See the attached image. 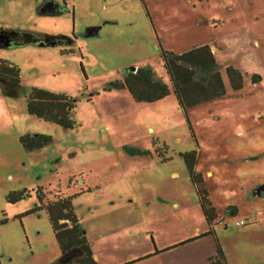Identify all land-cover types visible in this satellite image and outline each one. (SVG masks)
<instances>
[{"label":"rangeland","instance_id":"374dc122","mask_svg":"<svg viewBox=\"0 0 264 264\" xmlns=\"http://www.w3.org/2000/svg\"><path fill=\"white\" fill-rule=\"evenodd\" d=\"M0 27L75 37L0 46L19 76L12 93L0 84V264H60L44 206L24 214L37 187L42 201L72 194L96 264H264V0H0ZM201 43L225 92L182 107L160 54ZM131 67L169 93L134 101L111 87ZM30 87L68 96L72 127L28 113ZM25 133L50 140L25 149ZM191 150L190 176L181 154ZM195 229L207 233L178 243Z\"/></svg>","mask_w":264,"mask_h":264},{"label":"trees","instance_id":"16d2710c","mask_svg":"<svg viewBox=\"0 0 264 264\" xmlns=\"http://www.w3.org/2000/svg\"><path fill=\"white\" fill-rule=\"evenodd\" d=\"M0 34H5L10 45L21 44L37 39L45 43L68 42L72 35L38 34L18 28L0 27ZM9 36V37H8ZM162 66L167 75L172 92L179 106H192L202 100L221 96L225 92L222 73L207 43L193 45L179 52L162 51ZM228 84L232 90H237L242 84V75L235 67L228 64L223 69ZM0 77H6L16 85L19 81L18 68L15 64L0 58ZM253 81L257 80L252 75ZM111 87L125 88L134 101H152L169 93L165 82L153 76L148 67H137L125 72L121 78L111 82ZM14 92L13 89L7 90ZM73 102L62 93L48 91L42 88L30 87L25 98V108L44 120L52 121L60 126L71 128L74 121L71 118ZM50 140L49 135L42 133H25L19 136L23 148L40 147ZM194 151H184L182 156L191 176V164L194 161ZM25 190L8 192L6 200L14 202L25 195ZM71 196H55L44 204L54 238L59 249L60 264H96L93 253L86 241L83 231L78 225V218L72 210ZM37 199H40L37 195ZM200 205L204 218L210 222L215 215L213 207L207 198L201 195ZM34 210H27L24 214ZM216 253L221 256L220 248ZM208 264H215L209 260ZM217 264H220L219 262Z\"/></svg>","mask_w":264,"mask_h":264},{"label":"flooded vegetation","instance_id":"af4514ba","mask_svg":"<svg viewBox=\"0 0 264 264\" xmlns=\"http://www.w3.org/2000/svg\"><path fill=\"white\" fill-rule=\"evenodd\" d=\"M9 37V36H8ZM75 37L72 35V37L70 38V40L69 41H71V40H73ZM6 39H8L7 38V36L5 35V34H0V46H5L4 44H3V42L6 40ZM38 40H42V39H37V40H35V41H33V42H35V43H38ZM61 42L63 41V40H60ZM68 41V42H69ZM8 45H10V42H9V44ZM7 45V46H8ZM19 82V81H18ZM0 84L5 88V90L7 89V90H10V89H15L16 88V86L18 85V83L16 84V85H13L12 83H10V81H9V79L8 78H6V77H0ZM9 87V88H8ZM23 190H25L24 188H23ZM12 192V191H11ZM25 192H26V190H25ZM35 193H36V198H37V195L39 196V198L40 199H37V204H36V206L34 207V209H36V208H40V207H43L44 206V204L48 201V200H50V199H46L45 201H42V198H41V196H40V194L38 193V187L36 188V190H35ZM8 194V193H7ZM6 194V195H7ZM215 254L217 255V253H216V250H215ZM215 255V256H216ZM210 258V257H209ZM210 260H212V259H210ZM213 261V260H212ZM209 262V261H208ZM222 263V261L221 260H215L214 261V263L215 264H217V263Z\"/></svg>","mask_w":264,"mask_h":264},{"label":"crops","instance_id":"0c3cea01","mask_svg":"<svg viewBox=\"0 0 264 264\" xmlns=\"http://www.w3.org/2000/svg\"><path fill=\"white\" fill-rule=\"evenodd\" d=\"M212 231V230H211ZM202 231H200V230H198V229H195L194 230V232L191 234V235H188V237L186 238V239H183V238H181V239H179V241L180 242H178V243H183V242H186V241H188V240H191V239H194V238H198L199 236H202V235H205L207 232H205V233H201ZM178 243H176V244H178ZM174 246V245H173ZM163 249H165V248H163ZM214 253H215V251H214ZM214 253H212V254H207L206 253V257H207V259H209V257H211V256H213L214 255ZM204 264H208V261L206 262V263H204ZM222 264V263H221Z\"/></svg>","mask_w":264,"mask_h":264},{"label":"water","instance_id":"95a60500","mask_svg":"<svg viewBox=\"0 0 264 264\" xmlns=\"http://www.w3.org/2000/svg\"><path fill=\"white\" fill-rule=\"evenodd\" d=\"M38 43H39V44H43V43H45V42H44V40H38ZM3 44H4L5 46H7V45H8V40H5V41L3 42ZM49 44H53V42L50 41ZM132 69L134 70V67H131V70H132Z\"/></svg>","mask_w":264,"mask_h":264},{"label":"built area","instance_id":"2783aa9c","mask_svg":"<svg viewBox=\"0 0 264 264\" xmlns=\"http://www.w3.org/2000/svg\"><path fill=\"white\" fill-rule=\"evenodd\" d=\"M244 221L242 220V219H235L234 220V223H236V224H241V223H243Z\"/></svg>","mask_w":264,"mask_h":264}]
</instances>
